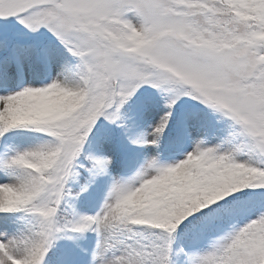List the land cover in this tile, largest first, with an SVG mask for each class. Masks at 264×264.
I'll use <instances>...</instances> for the list:
<instances>
[{"label": "snow or ice", "instance_id": "6c2138e0", "mask_svg": "<svg viewBox=\"0 0 264 264\" xmlns=\"http://www.w3.org/2000/svg\"><path fill=\"white\" fill-rule=\"evenodd\" d=\"M0 264H264V0H0Z\"/></svg>", "mask_w": 264, "mask_h": 264}]
</instances>
